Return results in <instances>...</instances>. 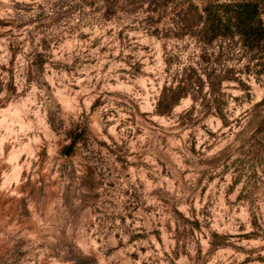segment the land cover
Segmentation results:
<instances>
[{"label": "rangeland", "instance_id": "rangeland-1", "mask_svg": "<svg viewBox=\"0 0 264 264\" xmlns=\"http://www.w3.org/2000/svg\"><path fill=\"white\" fill-rule=\"evenodd\" d=\"M0 264H264V0H0Z\"/></svg>", "mask_w": 264, "mask_h": 264}]
</instances>
